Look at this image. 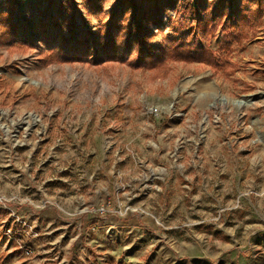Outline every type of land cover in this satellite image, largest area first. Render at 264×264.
Segmentation results:
<instances>
[{"label":"rangeland","instance_id":"374dc122","mask_svg":"<svg viewBox=\"0 0 264 264\" xmlns=\"http://www.w3.org/2000/svg\"><path fill=\"white\" fill-rule=\"evenodd\" d=\"M95 1L0 0L1 264H264V0H175L155 40L191 23L204 46L218 10L223 65L166 78L60 43L54 21L94 33L129 8Z\"/></svg>","mask_w":264,"mask_h":264},{"label":"trees","instance_id":"16d2710c","mask_svg":"<svg viewBox=\"0 0 264 264\" xmlns=\"http://www.w3.org/2000/svg\"><path fill=\"white\" fill-rule=\"evenodd\" d=\"M175 0H120L122 7L129 6L123 13V17L116 22L113 15H105L103 20L111 19L109 24L105 22L97 26L94 33L78 28L75 31L70 20L62 19L54 21V27L59 34V41L62 45L69 48L80 46L85 52V56L89 57V51L95 50L101 54V59L105 63L116 61L119 57L117 51L128 54L131 51L128 64L130 66L143 67L145 70L156 75L159 78H166L170 71V65L173 63L192 64L197 63L202 66L209 67L213 70H219L223 64H215L214 52L208 47V43L218 29L223 28L227 24L222 18L221 12L214 10L216 14L215 23L208 26V17L212 15L211 12L205 17L202 23L199 19L194 23L196 28L203 31L205 38V45L199 46L194 36H192L188 29L191 26L188 24V29L184 31V26L177 23V28L180 30L172 36H163L161 42H157L155 37L162 34V29L166 27L163 21V16L167 17L168 28H174L172 18L168 15V8H170ZM106 0H99L94 2L93 10L97 13L103 11V5ZM201 2L197 0L196 7L199 8ZM185 16H195V8L186 1V8L183 11ZM232 25V24H231ZM151 27L156 28V34H152ZM239 25H232L233 31L238 30ZM16 27L10 26L9 36H0L1 42H8L11 36L15 35ZM80 40L77 41V37ZM243 38V36H242ZM227 35H223V42L221 48L227 52L230 49V42ZM236 43H240V35L232 38ZM235 39V40H234ZM61 50H53L47 52L43 60L55 61ZM82 55H74L73 59L79 61ZM96 63V62H95ZM1 264V259H0Z\"/></svg>","mask_w":264,"mask_h":264},{"label":"bare ground","instance_id":"6f19581e","mask_svg":"<svg viewBox=\"0 0 264 264\" xmlns=\"http://www.w3.org/2000/svg\"><path fill=\"white\" fill-rule=\"evenodd\" d=\"M248 101H249V98L246 97L244 99H241V100H227L226 98H223L221 97L218 102L221 103V104H230L232 105L234 108H240V107H243L245 105L248 104ZM213 104V103H212ZM210 104V105H212ZM166 110L169 109V106H167L165 108Z\"/></svg>","mask_w":264,"mask_h":264},{"label":"water","instance_id":"95a60500","mask_svg":"<svg viewBox=\"0 0 264 264\" xmlns=\"http://www.w3.org/2000/svg\"><path fill=\"white\" fill-rule=\"evenodd\" d=\"M248 98L250 99V98H251V96H248Z\"/></svg>","mask_w":264,"mask_h":264}]
</instances>
